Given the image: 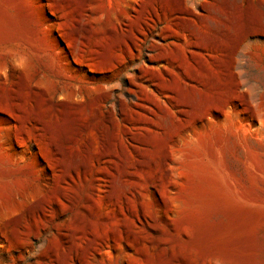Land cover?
Wrapping results in <instances>:
<instances>
[{"label":"rangeland","instance_id":"1","mask_svg":"<svg viewBox=\"0 0 264 264\" xmlns=\"http://www.w3.org/2000/svg\"><path fill=\"white\" fill-rule=\"evenodd\" d=\"M0 264H264V0H0Z\"/></svg>","mask_w":264,"mask_h":264}]
</instances>
